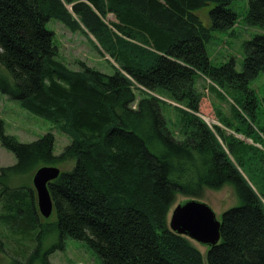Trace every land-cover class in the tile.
I'll return each mask as SVG.
<instances>
[{
	"label": "trees",
	"instance_id": "trees-1",
	"mask_svg": "<svg viewBox=\"0 0 264 264\" xmlns=\"http://www.w3.org/2000/svg\"><path fill=\"white\" fill-rule=\"evenodd\" d=\"M232 1L0 0V65L10 76L0 75V92L70 138L54 155L51 132L21 142L0 119V144L16 158L0 168L6 264H51L68 237L85 242L100 264H264V126L249 86L264 71V35L244 41L240 72L233 59L212 65L205 47L213 30L236 24ZM208 3L207 27L195 11ZM51 18L85 34L113 61L112 72L61 61ZM245 21L264 29V0H247ZM197 78L229 100L230 115L217 111L222 127L199 116ZM155 94L176 103L177 129L168 128L167 102ZM71 160L48 183V221L26 178ZM225 184L239 203L222 213L220 240L202 255L169 228L168 212L176 194L198 199Z\"/></svg>",
	"mask_w": 264,
	"mask_h": 264
},
{
	"label": "rangeland",
	"instance_id": "rangeland-1",
	"mask_svg": "<svg viewBox=\"0 0 264 264\" xmlns=\"http://www.w3.org/2000/svg\"><path fill=\"white\" fill-rule=\"evenodd\" d=\"M213 6V3H208L206 6L195 11V14L199 16L202 23L207 27L210 25L209 10ZM228 7L235 10L238 14L236 24L230 29L213 30L212 38L205 44V47L212 65L218 66L233 59L235 69L240 72L242 70L244 55V41L250 40L258 34L264 35V29L246 23L245 14L247 10V0H234ZM107 20L113 21L115 18L112 14H108ZM46 27L55 34L59 53L58 58L69 68L76 70L80 68L81 63H84L104 73L112 72L110 64L113 63V61L108 56L102 57L85 34L79 31L73 32L69 30L60 21L54 18L48 20ZM0 75L10 77L7 70L1 65ZM196 85L204 95L200 104L199 116L209 126L215 124L222 127L217 117V111L225 116L230 115L229 100L227 102L211 91L208 87V80L197 78ZM249 86L258 99L257 113L255 116L256 123L264 126V71H261L257 77L250 82ZM136 94L138 95V92H136ZM155 95L167 102L162 103L161 106L168 128L171 130L177 129L178 117L176 110L173 108L176 103L172 102L164 95ZM0 119L4 122L5 133L15 136L17 140L21 142H31L51 132L54 136V155H59L63 148L70 142L69 136L63 133L55 123L23 109L17 100L11 99L1 92ZM227 132L231 131L227 130ZM236 136L245 139L240 134H236ZM15 161L16 158L14 154L0 144V168L12 165ZM74 163L75 161L71 160L67 163H59L51 166L57 167L60 171H65L71 169ZM33 174L34 172L30 177L26 178L27 182L31 183L32 186ZM186 199H188V197L180 194L175 195L174 202L168 212V219L176 205ZM198 199L211 207L218 220L221 219V215L226 209L239 203L233 188L228 184L218 189L205 188L203 195ZM54 219L55 216L51 215L47 220L53 221ZM57 240V235L48 237L44 242V248L50 247ZM190 241L199 249L202 255H205L207 246L194 240ZM48 259L51 264H100L96 253L85 242L74 240L69 237L64 239V247L49 254ZM6 261L5 256L3 257V255H0V264H6Z\"/></svg>",
	"mask_w": 264,
	"mask_h": 264
},
{
	"label": "water",
	"instance_id": "water-1",
	"mask_svg": "<svg viewBox=\"0 0 264 264\" xmlns=\"http://www.w3.org/2000/svg\"><path fill=\"white\" fill-rule=\"evenodd\" d=\"M59 174L57 167L43 165L32 176L38 211L44 218H48L53 211L48 183ZM220 224L221 221L215 217L211 207L197 198H188L177 204L168 219V226L172 231L210 247L220 240Z\"/></svg>",
	"mask_w": 264,
	"mask_h": 264
}]
</instances>
